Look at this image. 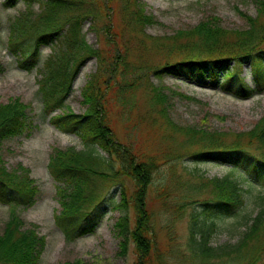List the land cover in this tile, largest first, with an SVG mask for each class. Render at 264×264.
Masks as SVG:
<instances>
[{"label":"trees","instance_id":"obj_1","mask_svg":"<svg viewBox=\"0 0 264 264\" xmlns=\"http://www.w3.org/2000/svg\"><path fill=\"white\" fill-rule=\"evenodd\" d=\"M253 1L256 14H245L243 28L226 30L217 16L210 15L193 27L154 37L144 30L156 20L140 0H23L28 6L37 2L39 11L29 9L12 23L10 49L16 51L18 40L28 42L22 49L20 66L29 69L38 62L40 47L49 46L51 52L38 80L43 112L50 115L58 130L74 133L83 145L81 150L53 148L47 165L58 182L60 210L54 222L67 242L93 232L110 202L112 209L122 212L115 223L123 236L119 253H126L130 239L137 255L133 264H264V193L257 197L259 207L254 216L244 217L243 230L234 243L211 244L219 221L235 215L244 205L247 190L233 171L246 173L250 185L256 181L264 186V114L250 130L228 140L227 132L177 127L168 116L167 86L144 88L148 100L137 98L136 92L149 84L151 76L219 86L239 98L264 92V0ZM14 2L8 0L5 5L14 6ZM87 19L89 29L102 37L103 44L95 46L85 39L81 27ZM89 59H95L97 70L80 89L85 110L73 113L64 103L78 70ZM246 63L252 85L241 76ZM3 70L0 63V74ZM110 100L115 105H131V110H144L138 112L134 123L126 125L130 135L125 141L115 138L107 124L106 113L113 104ZM26 108L17 98L0 104V145L26 128ZM56 108L59 113H54ZM167 129L185 136L173 150L169 144L174 137ZM146 130L152 136L159 132L169 137L161 139L157 151L147 152L138 136ZM134 141L138 148L133 147ZM178 148L198 162L227 165L230 172L221 177L199 174L196 181L182 180L174 171L173 160L185 154ZM163 167L167 177L154 186L155 174ZM126 177L134 184L130 193ZM118 185L120 200L114 202L110 191ZM37 192L26 169L8 170L0 158V203L10 210L0 234V264L39 263L45 237L38 234L35 224L25 227L17 212L19 207L32 206ZM148 194L161 198V214L148 205ZM128 206L132 218L127 214ZM186 206L192 209L186 214L187 234L181 247L175 225L184 217ZM159 224L168 237L166 244L161 243L155 229Z\"/></svg>","mask_w":264,"mask_h":264},{"label":"rangeland","instance_id":"obj_2","mask_svg":"<svg viewBox=\"0 0 264 264\" xmlns=\"http://www.w3.org/2000/svg\"><path fill=\"white\" fill-rule=\"evenodd\" d=\"M5 1L8 0H0V63L4 68L0 74V104H6L9 99L16 98L26 104V122L28 125L20 134L3 140L0 145V158L8 170L19 167L26 169L28 176L37 186L38 192L35 203L27 208L19 207L17 212L25 222V227L35 224L38 234L45 237V248L38 264H58L65 261H81L84 264H133L137 255L130 239L127 240L126 253L124 255L119 253V241L123 239V236L118 234L119 229L115 227V223L122 212L112 209L110 202L106 203L104 216L93 232L74 241L67 242L62 232L55 225L54 215L60 210L59 197L56 193L58 182L49 173L47 167L49 157L53 148L74 147L76 150H81L83 145L74 133L58 130L51 124L50 115L43 112L41 94L38 92V80L41 78L40 70H42L43 62L51 52L49 46L40 47L38 62L29 69L20 66V61L23 58L22 49L29 45L28 42L18 40L16 51L12 52L10 49L9 39L12 23L19 16L27 13L29 9L38 12V3L34 2L28 6L23 0H15L14 6H9L5 5ZM140 1L145 3L146 11L151 13L156 20L155 24L147 26L144 30L145 33L154 37L170 35L175 30L193 27L210 15L217 16L219 25L224 29L235 30L246 26L245 14L250 16L256 14V5L253 0ZM89 25L90 20L87 19L81 27L87 42L95 46L98 43L103 44L102 37H98L95 32H92ZM262 47L264 48V42ZM96 70L97 62L95 59L87 60L78 70L72 85V92L67 96L64 103L73 113L80 114L85 110L80 89L89 74ZM241 76H244L245 81L252 85L249 63L244 64ZM157 84H163L169 89L164 90L168 95L166 107L169 118L177 127L188 126L205 131H223L228 133L227 139L230 140L235 134L250 130L264 114V92L248 98H239L219 86H206L171 76H164L161 79L151 76L149 84L145 83V86L136 89L137 98L144 97L147 99L148 90L145 91L144 88L150 89L152 85ZM175 92H178V95ZM186 97H191V99ZM112 103V109L108 114L106 113L107 124L115 138L125 141L130 135L127 134L126 125L134 123L136 115L140 116L138 112L143 113L144 110H137L138 108L131 110V105L124 106ZM59 112L60 109L56 108L54 113ZM157 120L159 123L161 119L157 118ZM167 130L172 132V137H174L169 144L170 149L173 150L177 145L182 144L185 136L181 131ZM158 133L153 135L154 138L148 130L146 133L138 134L141 146L144 147L145 151H157L162 145L161 139L164 140L169 137L165 133L162 135ZM149 138H152L150 142H148ZM133 145L134 148H138L136 141ZM196 148L197 145L190 147V149ZM182 151L179 150L178 152ZM184 153L185 151H183ZM173 161H175V175L180 176L182 180L196 181L198 178L195 177L199 174H203L205 177H221L230 172L227 165L218 162L201 163L187 156L186 153ZM116 165L118 166V163ZM17 173L20 174L21 171L18 170ZM233 174L241 182L243 188L247 190L244 195V205L235 215L219 221L217 231L211 239L213 246L227 242L234 243L237 240L240 231L243 230L244 217L254 216L259 207L257 197L264 193L262 183L254 181V184L250 185L249 176L243 171H233ZM164 177H167V168L163 167L158 174H155L154 186H159L158 184ZM124 181L130 188L128 193L134 190V184L129 178H124ZM119 188L118 185L110 191V197L114 202L120 200ZM160 199L157 198L156 200L153 195L149 197V194L147 196L146 201L155 214L162 213L160 212L163 208ZM192 208L196 210V206L193 205ZM192 208L186 206L184 217L175 225L181 247L184 246L187 234L186 214ZM9 211L8 205L0 203V234L8 220ZM131 211V207L128 206L127 214L130 218H132ZM162 224L156 226L155 229L160 235L161 243L166 244L168 237Z\"/></svg>","mask_w":264,"mask_h":264},{"label":"bare ground","instance_id":"obj_3","mask_svg":"<svg viewBox=\"0 0 264 264\" xmlns=\"http://www.w3.org/2000/svg\"><path fill=\"white\" fill-rule=\"evenodd\" d=\"M77 86V85H76Z\"/></svg>","mask_w":264,"mask_h":264}]
</instances>
